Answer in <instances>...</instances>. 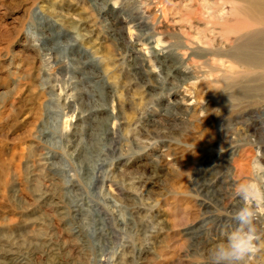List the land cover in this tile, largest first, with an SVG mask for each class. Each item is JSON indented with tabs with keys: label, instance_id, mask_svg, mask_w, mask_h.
Masks as SVG:
<instances>
[{
	"label": "rangeland",
	"instance_id": "rangeland-1",
	"mask_svg": "<svg viewBox=\"0 0 264 264\" xmlns=\"http://www.w3.org/2000/svg\"><path fill=\"white\" fill-rule=\"evenodd\" d=\"M237 1L0 0V264H209L264 165Z\"/></svg>",
	"mask_w": 264,
	"mask_h": 264
},
{
	"label": "clouds",
	"instance_id": "clouds-1",
	"mask_svg": "<svg viewBox=\"0 0 264 264\" xmlns=\"http://www.w3.org/2000/svg\"><path fill=\"white\" fill-rule=\"evenodd\" d=\"M251 174L252 180L238 186L237 196L243 201L256 202V206L245 205L235 213L237 227L209 250V264H246L259 250L254 221L260 203H264V165L253 161Z\"/></svg>",
	"mask_w": 264,
	"mask_h": 264
},
{
	"label": "bare ground",
	"instance_id": "bare-ground-1",
	"mask_svg": "<svg viewBox=\"0 0 264 264\" xmlns=\"http://www.w3.org/2000/svg\"><path fill=\"white\" fill-rule=\"evenodd\" d=\"M234 24L227 28L228 32L233 35H238L242 42L237 46V50L244 52V62L249 63L252 67H261L264 69V0H239L234 6ZM112 28H114L112 26ZM114 30V29H113ZM116 32V31H115ZM120 33V32H119ZM118 34V33H117ZM121 34V33H120ZM115 35V34H114ZM256 49L255 53H249L250 49ZM157 56V55H156ZM155 58V57H154ZM160 61V60H159ZM149 63L140 58H134L131 69L133 74L139 80H146L147 75L144 66ZM148 65V64H147ZM72 91V90H71ZM69 93V92H68ZM92 112V111H91ZM243 161V160H242ZM239 163V161H238ZM244 166V165H243ZM238 172L243 171L242 166L237 167ZM243 173V172H242ZM240 175V174H239ZM237 176V175H236ZM223 179V178H222ZM225 179V178H224ZM227 180V179H226ZM230 180V179H229ZM52 181V180H51ZM222 181V180H221ZM224 181V180H223ZM213 182V181H212ZM48 185V184H47ZM46 186V185H45ZM203 186V185H202ZM214 186V185H213ZM48 187V186H47ZM208 187V186H207ZM211 188V187H210ZM203 189V188H202ZM45 190V189H44ZM208 190V189H207ZM234 195V194H233ZM38 196L41 202L49 200L47 192L38 191ZM38 200V201H39ZM58 200V199H57ZM232 200V199H231ZM51 201V200H50ZM49 201V202H50ZM238 201V199H237ZM54 202V201H53ZM47 203V202H46ZM56 203V202H55ZM227 203V202H226ZM51 204V203H49ZM252 204V203H251ZM57 205V204H56ZM59 205V203H58ZM254 206V205H253ZM57 214V213H56ZM123 222V221H122ZM124 223V222H123ZM53 224V223H52ZM53 226V225H52ZM53 228V227H52ZM56 231V230H55ZM43 232V230H42ZM55 233V232H54ZM52 237V236H51ZM109 237V236H108ZM35 238V237H33ZM32 238V239H33ZM37 238V237H36ZM42 242V241H41ZM40 242V243H41ZM14 243V242H13ZM12 243V244H13ZM31 243V242H30ZM38 243V242H37ZM33 243L30 244V246ZM48 244V243H47ZM14 245V244H13ZM35 245V244H34ZM37 245V244H36ZM35 245V247H36ZM42 245V244H41ZM15 246V245H14ZM39 246V245H38ZM12 247V245L10 246ZM32 247V246H31ZM43 247V246H42ZM29 248V247H28ZM27 248V249H28ZM49 248V247H48ZM19 248L9 249L7 252L14 255H21ZM22 248H20L21 250ZM123 250V249H122ZM23 255H27L28 250ZM35 252V251H34ZM33 251L31 254L34 253ZM44 253V252H43ZM29 256V255H28Z\"/></svg>",
	"mask_w": 264,
	"mask_h": 264
}]
</instances>
